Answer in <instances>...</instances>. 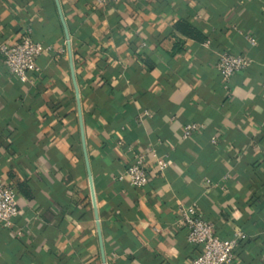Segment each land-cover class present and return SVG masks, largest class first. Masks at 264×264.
Instances as JSON below:
<instances>
[{"label": "crops", "instance_id": "0c3cea01", "mask_svg": "<svg viewBox=\"0 0 264 264\" xmlns=\"http://www.w3.org/2000/svg\"><path fill=\"white\" fill-rule=\"evenodd\" d=\"M26 27L50 49L25 82L0 59V183L18 209L0 264H192L191 204L218 238L243 234L227 264H264V0H0V42ZM220 50L251 63L223 80ZM187 122L202 128L182 137ZM134 154L142 187L116 179Z\"/></svg>", "mask_w": 264, "mask_h": 264}, {"label": "built area", "instance_id": "2783aa9c", "mask_svg": "<svg viewBox=\"0 0 264 264\" xmlns=\"http://www.w3.org/2000/svg\"><path fill=\"white\" fill-rule=\"evenodd\" d=\"M96 4L103 5L114 3L119 0H94ZM238 32V31H237ZM250 45L255 40L246 37ZM206 40L204 44H207ZM68 38L62 41L57 48V54L65 53L67 50ZM50 48L32 39L30 28L26 27L19 39L14 43L0 42V59L6 69L19 81H28V73L36 71V59ZM251 63V58L245 53H232L228 50L216 52L215 68L221 78L226 80L232 73L246 69ZM202 128L201 124L187 122L181 127V136L187 137L191 132ZM211 142H214L211 140ZM120 144L119 141L116 142ZM141 154H134L123 170L116 176L117 180L126 179L133 187H142L147 183L148 175L144 167V160ZM157 171L166 167L164 159L155 161ZM90 188V187H89ZM16 193L13 187L0 183V226L8 228L13 218L17 215ZM92 202V199H91ZM179 221L185 228L186 242L200 248L198 254L192 260V264H227L233 254L237 241L243 238V234L235 232L231 237L220 239L213 232L212 223L205 220L196 207L179 205L177 208ZM104 264V261H101Z\"/></svg>", "mask_w": 264, "mask_h": 264}, {"label": "trees", "instance_id": "16d2710c", "mask_svg": "<svg viewBox=\"0 0 264 264\" xmlns=\"http://www.w3.org/2000/svg\"><path fill=\"white\" fill-rule=\"evenodd\" d=\"M176 28L180 30L181 32L197 39V40H202L203 37L197 32L194 28H192L190 25L184 23V22H179L176 23Z\"/></svg>", "mask_w": 264, "mask_h": 264}]
</instances>
